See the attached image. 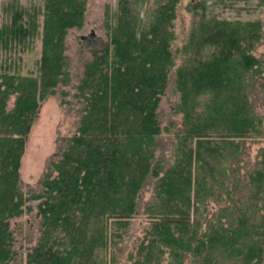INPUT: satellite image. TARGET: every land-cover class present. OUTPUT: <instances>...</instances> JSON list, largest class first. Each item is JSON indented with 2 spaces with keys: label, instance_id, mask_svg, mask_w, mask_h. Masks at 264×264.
Instances as JSON below:
<instances>
[{
  "label": "trees",
  "instance_id": "trees-1",
  "mask_svg": "<svg viewBox=\"0 0 264 264\" xmlns=\"http://www.w3.org/2000/svg\"><path fill=\"white\" fill-rule=\"evenodd\" d=\"M13 1L0 25V264H263L264 147L254 166L245 160L247 141L264 138L263 21L224 16L215 4L225 0L190 3L191 31L174 50L180 0H153L143 21V0H119L105 10L109 41L70 92L66 37L84 25L88 0ZM40 28L38 70L23 74L21 53ZM170 86L183 116L174 132L159 110ZM57 92L77 126L58 138L39 189L25 191L29 134ZM30 201L40 235L18 259L13 221Z\"/></svg>",
  "mask_w": 264,
  "mask_h": 264
},
{
  "label": "rangeland",
  "instance_id": "rangeland-1",
  "mask_svg": "<svg viewBox=\"0 0 264 264\" xmlns=\"http://www.w3.org/2000/svg\"><path fill=\"white\" fill-rule=\"evenodd\" d=\"M29 4L35 0H21ZM201 0H180L177 8V18L174 21V29L176 38L173 42L174 50L182 47L187 41L193 24V14L187 10L190 3H195ZM209 3L212 0H208ZM13 3V0H0V25L5 20L6 16L3 13V5ZM119 0H88V9L85 13L84 25L80 28L74 27L68 30L66 37V54L68 55L72 83L67 87L70 92H73V85L81 78L87 63L93 58L96 51L103 49L109 41L107 30L104 26L105 10L109 7L111 12L117 10ZM152 4L153 0H143L141 8V19L144 20L145 10L148 4ZM10 4V3H9ZM149 4V5H150ZM231 4H234L232 7ZM149 7V6H148ZM215 9L218 12H223L224 16L231 18L239 17L243 20L263 21L264 26V0H225L223 4H215ZM214 9V10H215ZM42 28L40 35L35 39L31 48L21 53L22 60L19 68L23 74L36 72L38 70L39 58L42 55ZM255 53L264 58V39L258 45ZM11 53H8L10 55ZM4 50L0 52V60L5 56ZM16 56L15 54L13 55ZM177 57V66L181 64L180 55ZM0 61V62H1ZM174 71V70H173ZM174 78V76H172ZM173 87V85H172ZM172 87L167 94L162 97L160 105V118L163 125L168 126L171 121H174L176 127L171 126V132H174L182 124V114L173 113V107L178 101L177 94L172 92ZM255 101L259 113L264 114V90L257 89L255 92ZM68 98V97H67ZM71 98V96H69ZM76 107L72 108L69 105H63L60 93H56L48 97L41 105L38 117L29 134V140L25 154L22 158L21 177L22 186L25 191L39 189V181L51 154L57 150V140L62 135H68L75 131L78 114ZM174 129V130H173ZM166 143H169L170 136L165 134ZM247 154L245 155L247 168L254 166L259 159L261 149L264 147V138L258 140L247 141ZM171 145L168 144L166 152L169 153ZM153 193V183L150 182L143 192V201L150 199ZM32 209L27 210L24 215L15 218L13 227L15 231V249L18 250V259L25 256L27 247L35 244L40 235L39 217H37V201H30ZM144 205V204H143ZM143 209H141L142 212ZM145 217L142 213L132 220V227L129 230V236H126V242L133 244L135 237L141 234L142 222ZM128 248V247H127ZM122 259V258H121ZM120 259V261H121ZM264 264V263H263Z\"/></svg>",
  "mask_w": 264,
  "mask_h": 264
}]
</instances>
